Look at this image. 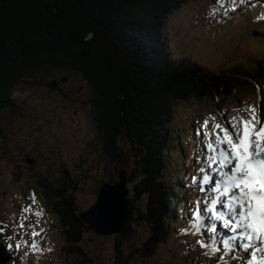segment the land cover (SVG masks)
<instances>
[{
  "label": "rangeland",
  "instance_id": "1",
  "mask_svg": "<svg viewBox=\"0 0 264 264\" xmlns=\"http://www.w3.org/2000/svg\"><path fill=\"white\" fill-rule=\"evenodd\" d=\"M214 8L215 17L211 15ZM222 11L215 0H186L169 14L164 26L173 58L189 57L221 73L240 69L245 72L241 78L248 83H242L229 95H191L176 103L167 126L170 138L161 173L166 181L177 185L179 214L175 225L168 226L166 235L155 245L151 242V223L140 213L146 210L147 198L137 196L133 189L140 179L139 175L132 176L135 156L124 136L118 139L122 159L113 161L105 152L104 136L94 116V93L87 80L77 71L56 69L36 73L29 77L33 83L24 82L14 88V106L4 108L0 117V222L11 226L25 215L28 223L39 219L37 227L46 231L35 239L51 251L25 256L27 247L19 252L7 248L11 254L7 264H218L222 253L204 255L205 249L196 245V240L204 237L194 231H178L188 226V202L205 195L198 184L191 185L190 181L191 176L200 175L197 167H207L204 159L197 163L196 157L210 154L202 143L205 137L195 135L194 122L202 123L212 114L217 122L224 123L221 109L259 104L264 95V0H248L223 20ZM53 80L57 85L52 87ZM121 170L130 176L128 197L133 200V208L129 234L102 235L86 229L80 241L70 242L41 178L54 186L75 187L70 188L80 212L96 201L101 183L119 179ZM32 193L36 197L33 212L23 213L22 206H28ZM36 209H42L45 216L36 217ZM30 231L21 230V235L32 239L27 235ZM219 231L231 235L222 227ZM231 256L227 257L229 264H244Z\"/></svg>",
  "mask_w": 264,
  "mask_h": 264
},
{
  "label": "trees",
  "instance_id": "2",
  "mask_svg": "<svg viewBox=\"0 0 264 264\" xmlns=\"http://www.w3.org/2000/svg\"><path fill=\"white\" fill-rule=\"evenodd\" d=\"M185 1L0 0V117L4 108L14 106V88L33 83L32 75L56 69L79 72L94 93V116L105 152L113 161L122 159L118 139L124 136L135 156L132 176L140 179L133 189L147 198L140 213L151 223L153 245L179 214L177 185L161 173L176 103L191 95H229L248 83L240 69L221 73L189 57L171 56L164 26ZM41 179L68 240L80 241L88 226L77 210L71 192L75 187ZM128 202L120 237L130 232L132 198Z\"/></svg>",
  "mask_w": 264,
  "mask_h": 264
},
{
  "label": "snow or ice",
  "instance_id": "3",
  "mask_svg": "<svg viewBox=\"0 0 264 264\" xmlns=\"http://www.w3.org/2000/svg\"><path fill=\"white\" fill-rule=\"evenodd\" d=\"M248 0H215L223 8L220 19L235 13ZM217 9L211 15L215 17ZM224 123L217 122L215 115L203 122L195 121V135L210 154L196 157L207 162V167H197L199 176H191V185L199 186L203 198L188 202V226L179 232L194 231L204 238L196 245L205 249L204 255L218 257V264H229L227 257L243 260L244 264H264V95L259 104H245L243 108L221 109ZM189 185H185L188 187ZM22 206V212L31 214L35 203ZM204 213H207L205 216ZM36 217L45 216L42 209L35 210ZM41 221L28 223V215L11 226L0 222V242H6L10 251L19 252L27 247L24 255L51 251L35 239L46 229L37 227ZM222 227L231 235L219 231ZM30 229L21 235V230ZM8 233L5 235V233ZM19 237V238H17Z\"/></svg>",
  "mask_w": 264,
  "mask_h": 264
},
{
  "label": "water",
  "instance_id": "4",
  "mask_svg": "<svg viewBox=\"0 0 264 264\" xmlns=\"http://www.w3.org/2000/svg\"><path fill=\"white\" fill-rule=\"evenodd\" d=\"M62 80H66V77ZM51 86L57 85V80L50 81ZM128 175L121 170L119 179L103 181L99 187L96 201L86 210L81 211V219L91 229L102 235L121 233L124 230L129 214L127 186ZM11 254L3 242H0V264H7Z\"/></svg>",
  "mask_w": 264,
  "mask_h": 264
}]
</instances>
